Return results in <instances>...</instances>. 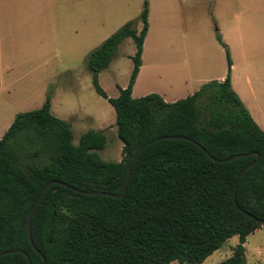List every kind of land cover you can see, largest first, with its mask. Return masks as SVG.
Listing matches in <instances>:
<instances>
[{"label": "trees", "instance_id": "16d2710c", "mask_svg": "<svg viewBox=\"0 0 264 264\" xmlns=\"http://www.w3.org/2000/svg\"><path fill=\"white\" fill-rule=\"evenodd\" d=\"M143 1L141 28L130 20L87 57L95 92L115 112L119 162L98 155L106 145L101 131L88 130L77 145L68 122L50 113V105L18 113L0 139V253L21 250L31 264H41L27 238V216L44 185L52 180L81 191H121L127 165L144 143L161 136H184L213 158L256 152L258 162L235 183L255 155L218 163L191 142L171 139L147 146L131 167L126 190L115 199L82 195L53 184L30 221L33 244L46 264H201L233 236L230 257L217 264H247L244 244L263 229L264 131L253 121L230 85L231 61L223 81L204 83L191 96L165 102L158 94L134 98L132 88L141 66L148 30ZM130 38L133 67L125 88L109 98L98 74ZM218 41L221 42L219 35ZM225 47V45H224ZM235 188V191H234ZM237 206L253 216L250 218ZM0 264H27L19 253Z\"/></svg>", "mask_w": 264, "mask_h": 264}, {"label": "rangeland", "instance_id": "374dc122", "mask_svg": "<svg viewBox=\"0 0 264 264\" xmlns=\"http://www.w3.org/2000/svg\"><path fill=\"white\" fill-rule=\"evenodd\" d=\"M143 1L0 0V139L18 113L48 103L53 116L70 124L74 145L86 131H101L107 142L98 155L119 162L122 143L115 112L95 92L87 57L126 22L135 20L139 30ZM146 1L149 32L134 98L172 89L167 100L176 101L189 89L198 90L221 76L224 80L226 50L235 88L244 85L246 74L252 80L263 76L264 0ZM134 53L133 41L124 40L98 74L109 98L127 86ZM249 94L246 104H260L264 110V87ZM237 243V236L229 238L201 264L225 260ZM244 248L247 264H264V230L249 234Z\"/></svg>", "mask_w": 264, "mask_h": 264}, {"label": "water", "instance_id": "95a60500", "mask_svg": "<svg viewBox=\"0 0 264 264\" xmlns=\"http://www.w3.org/2000/svg\"><path fill=\"white\" fill-rule=\"evenodd\" d=\"M171 139H180V140H185V141H188V142H191L193 143L194 145H196L201 151H203L209 158H211L212 160H214L215 162H218V163H224V162H229L231 160H234V159H238V158H243V157H247V156H251V155H255V159L249 163L248 165H246L239 173L238 177H237V180H236V183H235V188L236 186L238 185V182L239 180L241 179V177L243 176V174L249 170L252 166H254L258 160H259V155L258 153L256 152H249V153H240V154H235V155H232L230 157H227L225 159H215L213 158L203 147H201L199 144H197L196 142H194L193 140L187 138V137H184V136H161V137H157L151 141H148L146 143H144L143 145H141L137 151L135 152V154L132 156V158L130 159L128 165H127V169H126V173H125V179H124V183H123V186H122V189L119 193L117 194H112V193H109V192H102V191H81V190H78L76 188H73L69 185H66L62 182H59V181H55V180H52V181H49L47 182L43 189L41 190L37 200L35 201V203L33 204V206L31 207L29 213H28V216H27V224H26V229H27V238H28V242L30 244V247L32 248V250L34 252L37 253V255H39V257L41 258V264H46V260H45V257L41 254V252L35 247V245L33 244V241H32V238H31V232H30V221H31V217H32V214L34 212V210L36 209V207L38 206V204L40 203V201L43 199V197L45 196V194L47 193L49 187L53 184H57V185H60V186H63L65 188H68L76 193H79V194H82V195H102V196H109V197H112V198H115V199H118L120 197H122V195L124 194L125 190H126V187H127V183H128V179H129V174H130V170H131V167L133 166L134 162L137 160L138 156L140 155V153L149 145L155 143V142H158V141H161V140H171ZM235 188H234V191H235ZM233 201H234V205L235 207L241 211L244 215L250 217V218H253L252 215H250L249 213H247L246 211L240 209L236 202H235V195L233 194ZM260 224L261 225H264V219L263 220H260ZM14 253H19V254H22L25 258H26V263L27 264H31L30 263V259H29V256L27 255L26 252L24 251H21V250H6V251H3L0 253V257L1 256H4V255H8V254H14Z\"/></svg>", "mask_w": 264, "mask_h": 264}, {"label": "crops", "instance_id": "0c3cea01", "mask_svg": "<svg viewBox=\"0 0 264 264\" xmlns=\"http://www.w3.org/2000/svg\"><path fill=\"white\" fill-rule=\"evenodd\" d=\"M148 32H149V23H148V30L146 32V35H145V38H144V41H143V46H144V43L146 41V36H147ZM143 51H144V48L142 47L141 66L139 68V72L137 74L135 83H136L138 77L140 76V73H141V70H142V66H143ZM262 75H263L262 77H260V75L259 76L257 75L254 78V80H252L251 77L249 76V74H246L244 85L243 84H241L240 86L237 85L236 88H235L232 79L230 80V85H231L232 90L239 97V99H240L241 103L243 104V106L249 112V114L252 117L253 121L259 126L260 129H262L264 131V128H263V125H264V115H263V112H264V110L262 109V106H260V104H252L251 106H248L246 104V102H245V98L248 99L250 97V94L249 93L251 91H253L254 89L255 90H261L264 87V73ZM229 77H230V75H229ZM223 78H224V76H221V77L218 78L217 81H222ZM135 83L133 85V88L135 86ZM182 83H183L184 87H186V85L188 84V81L185 80ZM198 83H201L200 85L203 84L202 82H198ZM238 86H239V88H237ZM133 88H132V90H133ZM170 90L172 91V89H170ZM171 91L164 93L163 91L161 92V91H157V90L156 91L150 90L149 91V94L150 93H156L165 102H174V100H170V101L167 100L168 93H171ZM196 91L197 90H193V89L187 90L185 92V97L191 96Z\"/></svg>", "mask_w": 264, "mask_h": 264}]
</instances>
